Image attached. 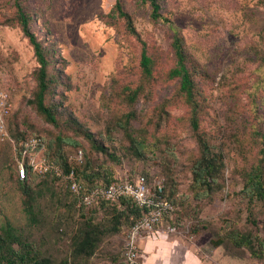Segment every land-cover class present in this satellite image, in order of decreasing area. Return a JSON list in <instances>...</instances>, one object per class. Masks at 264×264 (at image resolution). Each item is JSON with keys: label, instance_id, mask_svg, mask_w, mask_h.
Listing matches in <instances>:
<instances>
[{"label": "rangeland", "instance_id": "rangeland-1", "mask_svg": "<svg viewBox=\"0 0 264 264\" xmlns=\"http://www.w3.org/2000/svg\"><path fill=\"white\" fill-rule=\"evenodd\" d=\"M14 1L0 0V90L10 103L7 137H0V227L9 223L31 242L41 264H123L130 219L116 220L100 206L79 210L66 178L30 177L26 185L37 221L28 219L10 140L37 135L45 153L79 170L88 166L113 180H161L180 209L178 233L165 237L178 239L200 264H264L228 241L233 232L261 235L264 220L261 200L250 206L257 226L247 221L241 193L251 168L260 166L264 173V0H158L159 21L141 0H19L49 62L46 104L55 123L33 103L38 64L16 21ZM116 2L131 27L119 17ZM172 28L182 38L195 83L196 131L178 81L167 76L175 65ZM142 49L153 61L150 79L141 75ZM134 90L139 94L131 102ZM128 135L142 144L139 156ZM198 137L223 162L220 189L201 198L191 172L201 155ZM85 220L98 230V241L90 256H78L74 242ZM217 239L223 243L216 246ZM180 257L153 264H181Z\"/></svg>", "mask_w": 264, "mask_h": 264}, {"label": "trees", "instance_id": "trees-1", "mask_svg": "<svg viewBox=\"0 0 264 264\" xmlns=\"http://www.w3.org/2000/svg\"><path fill=\"white\" fill-rule=\"evenodd\" d=\"M142 2H146L150 6V18L153 21H159L163 19L162 14L160 13L161 6L158 0H141ZM14 7L16 12V21L18 26L20 27L24 38L27 40L29 45L33 49L35 60L38 64V67L35 71V80H36V91L34 94L33 103L37 112L45 118L48 122L55 123L54 114L49 105L46 104V96L49 93V84L51 83V79L48 72V59L45 53V50L40 43V41L36 38L35 34L31 31L30 28V19L29 16L24 11L21 6L19 0L14 1ZM115 10L118 12L119 17L124 18L126 22L130 26V19L127 13H125L120 3L116 2L114 6ZM165 20V18H164ZM166 21H168L166 19ZM173 30L171 49L174 55L175 65L172 69L169 70L167 76L169 79L178 81V93L184 97L185 102L190 106V125L191 128L196 131L199 127V117H198V103L194 98V80L192 76V72H190L187 66V54L183 48V42L180 35ZM141 75L146 79H150L152 77L153 72V61L146 54L145 49H142L140 54L139 61ZM139 94L138 90L132 91L128 98L131 102H133ZM39 137L37 135H25V136H16L10 140L13 147V162L16 166V162L20 159L23 148L21 147V143L29 138V137ZM128 140L130 142V147L133 149V152L139 156L140 150L142 148V144L138 142L135 138L128 135ZM199 146L201 149L200 158L194 162L191 172H192V184L193 187L197 190L196 196L201 198L205 195L211 194V192L215 190H219V181L222 178V168L223 162L220 154H215L211 150V147L208 146L206 141H204L201 137H198ZM93 147L106 153L111 159H115L114 154L108 153V150L100 145L95 143L92 144ZM47 158L52 161L55 165H57L63 173V177H57L55 175H44L38 176L40 178L48 176L51 179H64V176L73 169L75 171V175L81 177L86 181H83V192L87 193L91 189L98 186H107L113 181H125V180H113L110 175L107 173L99 174V172L88 171V166L84 167L82 170L67 164L66 162H62L60 160H55L50 154L45 153ZM87 163V162H86ZM16 172V171H15ZM102 178L101 183L97 182V179ZM35 175L30 172L27 173V176L24 180H21L16 174L17 183L21 188V193L24 196L23 205L24 211L28 217V219L35 223L37 220L35 218V201L34 198L31 197L30 188L26 185L29 181L30 177ZM140 176V175H137ZM136 176V177H137ZM144 176L149 183V179L145 175ZM134 178H127L126 180H134ZM241 193L247 199V210H248V219L247 221L253 225L257 226L255 219L253 218V213L250 209V206L255 201L264 200V173L262 167L255 166L251 168L245 174V181L243 188L241 189ZM74 196V195H73ZM164 196L170 200L174 205L177 206L175 199L172 198L173 194L170 192L169 195L166 193V189L164 188ZM73 204L77 205V198L74 196ZM78 206V205H77ZM102 207L109 208L113 211V215H115V219L118 218H126L130 219L129 225L132 224L140 217V210L134 205L132 201L129 199H122L119 203L113 204L109 202H101L92 207ZM79 210L85 208L83 206H78ZM90 208V207H89ZM180 209L177 206V210L173 213V223L179 224L177 220V214ZM78 235L75 238L74 242V252L78 256H90L94 251V248L97 244L98 230L89 223L88 220H85L83 225L79 228ZM232 243V245L241 248H246L251 256L255 258L264 259V220L261 225V235L258 234H239L237 232H233L231 236L228 238V241ZM223 242L219 239L216 240L214 244L221 245ZM39 252L37 249L33 248L31 242L23 238L20 233H17L16 229L13 228L9 223H6L5 226L0 227V264H41L38 260ZM138 263V261H137ZM123 264H128L125 262L123 257Z\"/></svg>", "mask_w": 264, "mask_h": 264}, {"label": "built area", "instance_id": "built-area-1", "mask_svg": "<svg viewBox=\"0 0 264 264\" xmlns=\"http://www.w3.org/2000/svg\"><path fill=\"white\" fill-rule=\"evenodd\" d=\"M10 103L6 92L0 90V137H7L5 117L9 114ZM23 148L15 171L21 180L27 173L35 176L55 175L63 177L62 170L45 155V146L39 137H29L21 143ZM77 163L82 161V152L75 155ZM70 192L77 198V205L89 208L101 202L113 204L129 199L140 210V217L130 227L126 242L124 259L128 264H138L140 258L139 241L152 235L166 236L177 234L179 225L173 223V213L177 206L164 196V184L161 180L149 183L144 176L134 180L113 181L107 186H98L84 193L83 183L77 179L71 169L65 176ZM161 227H164L163 230Z\"/></svg>", "mask_w": 264, "mask_h": 264}, {"label": "crops", "instance_id": "crops-1", "mask_svg": "<svg viewBox=\"0 0 264 264\" xmlns=\"http://www.w3.org/2000/svg\"><path fill=\"white\" fill-rule=\"evenodd\" d=\"M142 264H153L157 260H163L166 256L181 255V264H200L199 259L192 251L181 244L176 238H169L162 235H152L144 238L142 242Z\"/></svg>", "mask_w": 264, "mask_h": 264}]
</instances>
